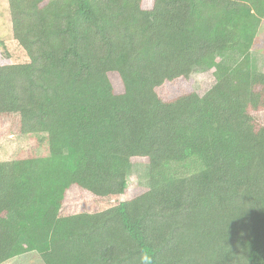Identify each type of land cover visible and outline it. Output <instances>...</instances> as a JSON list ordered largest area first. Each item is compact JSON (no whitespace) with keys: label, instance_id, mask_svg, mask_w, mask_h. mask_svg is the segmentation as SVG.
<instances>
[{"label":"trees","instance_id":"16d2710c","mask_svg":"<svg viewBox=\"0 0 264 264\" xmlns=\"http://www.w3.org/2000/svg\"><path fill=\"white\" fill-rule=\"evenodd\" d=\"M7 1L0 116L49 155L0 161V264H264V0ZM71 185L108 205L62 215Z\"/></svg>","mask_w":264,"mask_h":264},{"label":"rangeland","instance_id":"374dc122","mask_svg":"<svg viewBox=\"0 0 264 264\" xmlns=\"http://www.w3.org/2000/svg\"><path fill=\"white\" fill-rule=\"evenodd\" d=\"M12 36L11 13L7 0H0V40H6ZM251 66L258 72L264 73V18L259 22L253 45L250 48ZM234 53L227 52L218 56L217 60H227L230 57L237 59ZM215 82L213 69L195 68L189 78V85L192 90L203 95ZM172 92L165 90V95L170 96ZM264 117V112L262 113ZM18 116H0V161L19 159L28 156H47L48 141L45 133H21L18 124ZM11 132V133H10ZM10 133V134H7ZM175 167L180 171L183 169L179 165ZM148 184V166L145 162H135L131 166L128 175L129 196L136 192L138 188ZM124 196V197H125ZM122 197L121 199H123ZM104 200H98L85 189L77 185H71L65 192L60 213L74 214L79 212H91L107 206ZM2 264H42L36 252H27L12 257Z\"/></svg>","mask_w":264,"mask_h":264}]
</instances>
